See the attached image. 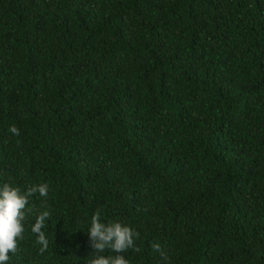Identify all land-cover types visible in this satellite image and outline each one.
<instances>
[{
  "label": "trees",
  "instance_id": "trees-1",
  "mask_svg": "<svg viewBox=\"0 0 264 264\" xmlns=\"http://www.w3.org/2000/svg\"><path fill=\"white\" fill-rule=\"evenodd\" d=\"M5 183L49 188L7 264H89L97 211L129 264H264V0H0Z\"/></svg>",
  "mask_w": 264,
  "mask_h": 264
},
{
  "label": "clouds",
  "instance_id": "clouds-1",
  "mask_svg": "<svg viewBox=\"0 0 264 264\" xmlns=\"http://www.w3.org/2000/svg\"><path fill=\"white\" fill-rule=\"evenodd\" d=\"M9 132L15 136L20 135L19 129L15 126H11ZM48 192L47 184L31 186L23 194L18 187H12L7 183L0 187V264H7L10 259L8 253H16L18 251L17 240L24 239L23 221L27 212L32 211L27 207L30 198L38 193L46 200ZM49 217L50 212L43 211L39 213L35 223L31 226V232L36 234V242L41 246L40 254L49 248V241L42 231ZM87 233L90 245L97 253L89 264H129L121 253H126L130 249L138 250L135 241L139 238V232L120 222L102 223L98 211L93 213L91 226ZM152 249L158 252L163 260H168L167 254L159 243H153ZM106 250L115 252L117 255H100Z\"/></svg>",
  "mask_w": 264,
  "mask_h": 264
}]
</instances>
